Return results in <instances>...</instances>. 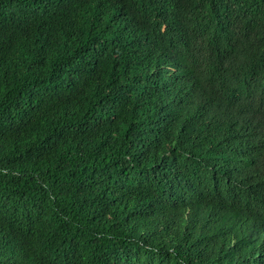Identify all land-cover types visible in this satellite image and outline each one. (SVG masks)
<instances>
[{
  "label": "trees",
  "instance_id": "16d2710c",
  "mask_svg": "<svg viewBox=\"0 0 264 264\" xmlns=\"http://www.w3.org/2000/svg\"><path fill=\"white\" fill-rule=\"evenodd\" d=\"M0 264H264V0H0Z\"/></svg>",
  "mask_w": 264,
  "mask_h": 264
},
{
  "label": "bare ground",
  "instance_id": "6f19581e",
  "mask_svg": "<svg viewBox=\"0 0 264 264\" xmlns=\"http://www.w3.org/2000/svg\"><path fill=\"white\" fill-rule=\"evenodd\" d=\"M220 49V48H219Z\"/></svg>",
  "mask_w": 264,
  "mask_h": 264
}]
</instances>
